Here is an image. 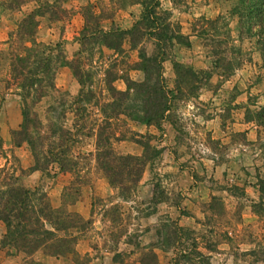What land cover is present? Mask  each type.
<instances>
[{
    "label": "rangeland",
    "instance_id": "1",
    "mask_svg": "<svg viewBox=\"0 0 264 264\" xmlns=\"http://www.w3.org/2000/svg\"><path fill=\"white\" fill-rule=\"evenodd\" d=\"M158 2L159 9L168 12L171 27L179 25L191 41L190 47H172V57L163 62L167 88L175 89L174 59L196 70L211 71L210 79L194 93L189 94L186 86L177 92L170 113L174 125L163 121L158 128L131 120L118 124V138L113 143L118 153L141 155V143L147 140L158 150L129 193L121 194L97 167L91 155L93 137L72 148L74 155L83 156L77 172H59L55 165L51 175L29 171L22 179L24 185L38 187L54 208L76 213L88 224L77 233L73 253L52 256L38 249L28 257L4 247L6 257L0 256V264H205L194 252L191 260L180 257L183 250H199L208 264H264V196L258 190V177L264 178V123L253 117V112L264 108V68L255 37L243 32L237 17L231 15L234 0ZM87 4L95 13L103 11L110 17L102 20L105 28L111 23L130 28L143 10L139 0H67L63 3L67 17L58 21L42 18L37 40L59 43L66 57L72 59L79 48L82 6ZM34 6V1L26 2L20 10L0 6L1 50L7 49L5 41L16 20ZM218 15L223 20L209 26L199 20ZM201 26L206 28L204 34L200 33ZM153 46L150 37L136 49L125 44V51L117 56L122 62L118 73L123 72L125 62L139 61V48L149 54ZM213 49H222L225 58H236L240 65L228 76L222 75L208 61ZM102 52L94 48L89 55L91 62L85 59L96 90L102 86L104 69L114 57H109L113 53L110 50L104 48ZM84 56H88L86 52ZM127 72L134 80L143 77L138 70ZM54 82L56 90L35 107L42 119H53L56 113L52 117V109L59 110L62 102L67 105L79 88L67 66L58 67ZM114 85L125 88L122 79ZM21 118L19 97L5 90L0 81V169H28L33 165L28 147L12 142L11 132L19 127ZM63 122L70 126L72 114L68 113ZM69 186H74L76 193L68 195ZM174 224L194 231L189 236L179 234L173 242L168 231Z\"/></svg>",
    "mask_w": 264,
    "mask_h": 264
},
{
    "label": "trees",
    "instance_id": "2",
    "mask_svg": "<svg viewBox=\"0 0 264 264\" xmlns=\"http://www.w3.org/2000/svg\"><path fill=\"white\" fill-rule=\"evenodd\" d=\"M28 1H34L36 6L16 20L5 41L7 49H0V81L5 90H11L19 97L22 118L19 127L11 132L12 142L17 147L22 144L28 147L33 165L28 169L21 166L0 169V222L5 230L1 234L0 246L13 248L14 253L28 257L38 249H44L52 256H64L74 252L76 235L84 231L88 220L64 208H54L47 194L38 187L24 185L23 177L29 171L51 175L52 165L59 172H77L79 159L83 156L80 153L74 155L72 148L84 138L93 137L94 152L91 155L97 167L121 194L129 193L139 182L146 162L158 150L147 140L141 143V155L118 153L113 145L118 138V124L131 120L158 128L163 121L174 125L170 113L177 92L186 86L189 94L194 93L212 73L205 69L196 70L174 59L175 89L167 88L162 75L163 62L172 57V47H190L191 41L181 32L179 25L174 29L171 27L168 12L159 9L158 0H139L142 14L130 28L113 23L105 28L102 20L109 16L106 17L103 11L95 13L89 4L82 6L83 26L77 38L79 48L70 60L59 43L51 45L36 38L42 18L58 21L67 17L68 11L63 7L67 0H7L0 1V6L20 10ZM230 12L237 17L243 32L255 37L264 68V0H234ZM199 20L209 26L223 20V16L214 19L202 16ZM205 31L206 28L201 26L200 33ZM145 37L153 40L152 52L148 54L144 48H139V61L134 64L125 62V68L119 74L118 65L122 62L117 56L125 51V44L129 49H136ZM94 48L101 54L104 48L112 51L110 58L114 55L104 69L99 90L93 88V72L86 67L85 61L91 62L89 55ZM235 49L239 53L240 49ZM85 52L88 56H84ZM218 52L222 54L223 50H210L208 61L222 75L228 76L240 62L236 58L231 60L223 54L218 55ZM60 66L69 67L78 82V91L67 105L62 102L59 110L57 107L52 109V117L56 113L53 119H42L35 107L56 90L54 80ZM130 70L142 72V79H132L127 72ZM117 79H122L124 89L114 85ZM68 113L72 114L70 126L63 122ZM253 117L264 123V108L253 112ZM74 189V186L67 187L68 195L76 193ZM258 190L264 196V178L258 177ZM192 231L189 226L174 224L168 237L175 242L179 234L189 236ZM183 251L180 257L191 260L194 252L202 258V263L208 264L207 257L199 250ZM24 264H32V261Z\"/></svg>",
    "mask_w": 264,
    "mask_h": 264
},
{
    "label": "crops",
    "instance_id": "3",
    "mask_svg": "<svg viewBox=\"0 0 264 264\" xmlns=\"http://www.w3.org/2000/svg\"><path fill=\"white\" fill-rule=\"evenodd\" d=\"M0 227H1V225H0ZM4 231L5 230H4L3 225H2V233H4ZM1 255H2V258L6 257V255H5V248L0 246V256Z\"/></svg>",
    "mask_w": 264,
    "mask_h": 264
}]
</instances>
